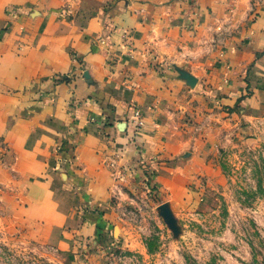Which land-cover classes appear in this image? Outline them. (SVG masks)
I'll use <instances>...</instances> for the list:
<instances>
[{
  "label": "crops",
  "instance_id": "crops-1",
  "mask_svg": "<svg viewBox=\"0 0 264 264\" xmlns=\"http://www.w3.org/2000/svg\"><path fill=\"white\" fill-rule=\"evenodd\" d=\"M223 42L233 71L264 72V0H0L1 165L37 239L69 246L80 203L115 175L110 154L122 167L185 150Z\"/></svg>",
  "mask_w": 264,
  "mask_h": 264
},
{
  "label": "rangeland",
  "instance_id": "rangeland-1",
  "mask_svg": "<svg viewBox=\"0 0 264 264\" xmlns=\"http://www.w3.org/2000/svg\"><path fill=\"white\" fill-rule=\"evenodd\" d=\"M229 48L201 119L185 122V150L122 167L110 154L115 175L80 203L69 246L44 243L23 220L1 145L0 264H264V72L233 71Z\"/></svg>",
  "mask_w": 264,
  "mask_h": 264
},
{
  "label": "built area",
  "instance_id": "built-area-1",
  "mask_svg": "<svg viewBox=\"0 0 264 264\" xmlns=\"http://www.w3.org/2000/svg\"><path fill=\"white\" fill-rule=\"evenodd\" d=\"M131 124L133 128L128 138L133 141V143H135L134 140L137 138L138 134L142 131V129L146 126V119L143 115L141 108H134L131 117Z\"/></svg>",
  "mask_w": 264,
  "mask_h": 264
},
{
  "label": "water",
  "instance_id": "water-1",
  "mask_svg": "<svg viewBox=\"0 0 264 264\" xmlns=\"http://www.w3.org/2000/svg\"><path fill=\"white\" fill-rule=\"evenodd\" d=\"M185 77L190 81L191 84H194L196 79L190 74H186Z\"/></svg>",
  "mask_w": 264,
  "mask_h": 264
}]
</instances>
